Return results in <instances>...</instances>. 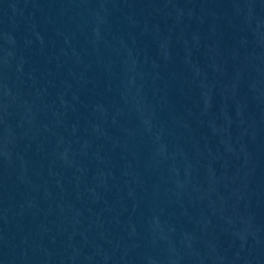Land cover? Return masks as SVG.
I'll use <instances>...</instances> for the list:
<instances>
[{
  "label": "water",
  "instance_id": "obj_1",
  "mask_svg": "<svg viewBox=\"0 0 264 264\" xmlns=\"http://www.w3.org/2000/svg\"><path fill=\"white\" fill-rule=\"evenodd\" d=\"M0 264H264V0H0Z\"/></svg>",
  "mask_w": 264,
  "mask_h": 264
}]
</instances>
